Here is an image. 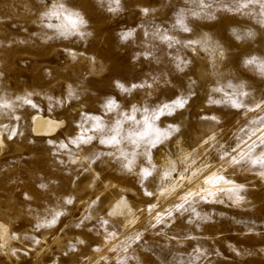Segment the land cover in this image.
I'll return each instance as SVG.
<instances>
[{
	"label": "rangeland",
	"instance_id": "obj_1",
	"mask_svg": "<svg viewBox=\"0 0 264 264\" xmlns=\"http://www.w3.org/2000/svg\"><path fill=\"white\" fill-rule=\"evenodd\" d=\"M56 2L84 15L83 37L65 38L48 27L50 17L42 14ZM205 3L212 7L196 18L190 10L200 9L191 0H120L116 12L108 11L109 0H0V104L12 105L0 107V264H264V177L259 169L220 159L225 149L232 153L248 141L251 121L258 119L231 106L228 85L245 84L251 93L246 102L264 96V78L244 63L264 59V27L258 4L251 6L253 15H242L224 10L232 0ZM181 10L191 32L174 27ZM233 29L255 36L238 40ZM129 30L134 36L122 41ZM165 33L181 43L169 47ZM188 40L202 42L186 47ZM181 61L182 71L176 67ZM181 96L183 108L155 121L170 138L155 147L141 144L131 172L118 157L123 149L132 159L133 146L101 144V134L91 130L89 117L109 126L121 113L141 122L125 121V133L142 127L144 107L151 115ZM109 99L118 105L111 112ZM35 113L64 124L52 136H36ZM81 134L94 139L71 142ZM144 167L152 175L142 180ZM193 171L233 182L210 189L215 196L201 191L205 200L195 197L199 218L188 205L176 211L187 192L157 199L162 189L192 185ZM202 179L193 190H200ZM236 185L243 190L228 191ZM57 212L62 215L49 226ZM132 215L134 224L128 223ZM137 234L139 240L132 239Z\"/></svg>",
	"mask_w": 264,
	"mask_h": 264
},
{
	"label": "snow or ice",
	"instance_id": "obj_2",
	"mask_svg": "<svg viewBox=\"0 0 264 264\" xmlns=\"http://www.w3.org/2000/svg\"><path fill=\"white\" fill-rule=\"evenodd\" d=\"M192 3L197 4L200 11L190 10V14L193 17L199 18L201 12H204L205 9L212 7L211 4L205 3V0H191ZM258 4L259 5V20L258 23L264 27V0H232L231 6H223L224 10L229 12H234L237 14L242 15H253V12L251 11V6ZM112 5H115L113 7ZM120 7V0H109V12H116L119 10ZM143 14L147 15L149 13V9L144 8L141 9ZM44 17H50L52 15L57 16L58 19L61 20V24L58 26L57 30L61 36H64L65 38L70 35H80L83 37L85 33L81 31L82 28H84L87 25V20L84 18V15L74 9H70L66 7L64 4L59 5H53L52 8L42 14ZM214 18V17H213ZM187 14L184 10H181L177 16L175 21V26H179L180 30L183 32H191L192 29L188 26L186 23ZM48 27H52L51 24L48 25ZM234 34L236 35V38L239 39H247L252 38L255 36V33L251 30H248L247 32H244L241 34L237 30L233 29ZM147 34V33H145ZM90 35V33H88ZM162 39L168 41L169 47L172 46V43H181L179 40H174V37L165 34H161ZM134 36V33L129 30L127 32H124L121 34L122 41H129ZM202 41L198 40H188L185 43L186 47L200 44ZM223 55V53H220ZM143 55L150 56V52L143 53ZM181 63H184L181 61L180 63H177L176 67L178 70H183L181 68ZM245 66L248 67H254L256 70H258L259 75L264 78V59L262 58H256V57H250L247 58L245 61ZM118 87L121 88L122 91H130V89L124 88L123 85L118 84ZM144 85H133V88L136 87H143ZM148 87H151V85H148ZM229 88H233L234 91L229 96V102L233 108L236 109H242L245 112L248 113H256L258 116V119H253L251 121L252 125H255V127H251L248 131L250 133L248 137V141L244 142V145L238 144L236 148L232 149V153H229L227 149L220 155V159L224 160L226 163L236 166V165H248L250 168L253 169H259V175L261 177H264V116H260V112H264V96H262L259 101L253 99L248 102L245 101L244 98L251 96V93L245 91V88L247 87L245 84L241 83L239 85H228ZM213 91H222L221 88L213 89ZM227 95V94H226ZM187 100L181 96L170 103H163L161 105H158L154 110L151 111V115H149V109L147 107H144L143 111L145 113L144 119L142 121V127H136L134 129L128 130L126 133L124 131V123L127 120H131L133 124L140 125L141 122L136 121L134 116H129L127 113H121L120 117L117 118L111 125L105 126L103 124V121L98 117H89V119L94 121L93 127L91 130L95 132H99L100 139L99 142L104 145H108L109 147H116L118 148L124 141H127L129 144L133 146V152H132V159H129L128 154L123 150L120 149V156L118 157V160H120L123 168L131 172L133 170L132 166L135 160V157L137 155L136 149H138L141 144H146L150 147H155L157 144L163 143L164 140L170 138V132L169 131H161L160 128H158L155 124V121L159 119L161 115L168 114L171 115L175 109L183 108L186 104ZM216 102V101H213ZM25 103L31 104L30 100H25ZM0 107L5 109H10L12 107L11 104L8 103H2L0 104ZM35 107V105H33ZM106 111L111 112L113 109L117 108L118 105H116L115 101L109 99L106 102ZM135 107L133 108V111H137ZM205 119H213L215 120V117H205ZM169 129L171 131L178 132L179 128L175 125H170ZM243 130V129H242ZM94 139L93 136L84 137L83 134L80 136L75 137L71 142L77 145L80 144H89ZM211 140H215V136L210 137ZM250 141V142H249ZM206 145L208 144V141L204 142ZM62 147H66V145H62ZM111 154V153H109ZM144 156L147 159L148 163L151 164V157L148 149L146 148L144 152ZM96 159L99 158V154H96ZM75 163V161H73ZM207 167V166H206ZM141 179H147L152 175V170L148 167L141 168ZM194 176L203 177L202 183L200 186V190L196 192L189 191L186 193L185 196L181 198L182 202L176 206V211L180 212L182 209H184L185 205H188L191 207L192 212L194 215H196L199 218V213L196 212L195 207H193V202L195 197L199 196L201 200L207 199V196L201 195V191L206 192L208 196H215L216 192L211 191L210 188H215L220 183L225 184H232V181L226 180L223 176L217 175L216 173L209 172L207 175H204V173L201 171L199 173H193ZM167 178V174L165 176ZM183 179V177H181ZM209 186V187H205ZM41 187H46V185H41ZM175 191V189H172ZM243 190V185H236L235 188L228 189L229 192L232 193H238L239 191ZM167 191V190H165ZM217 191H223V189L217 188ZM146 195L152 196L153 193L146 192ZM163 195V192L161 193ZM189 197H192L193 200H190ZM237 200L242 199V197L236 196ZM68 203H71V200L67 201ZM155 207L154 205H150L151 208ZM111 215V213H109ZM169 216L171 215V212L167 213ZM62 215V213H55L52 217V220L49 222V226L51 224H54L57 220V218ZM161 213H157V219L161 218ZM107 223V222H103ZM42 225H37V227H41ZM111 235H115V233H111ZM140 235L137 234L135 236L134 240H139ZM38 243V241H37ZM127 249L125 248V251ZM118 264H125L124 261H118Z\"/></svg>",
	"mask_w": 264,
	"mask_h": 264
},
{
	"label": "bare ground",
	"instance_id": "obj_3",
	"mask_svg": "<svg viewBox=\"0 0 264 264\" xmlns=\"http://www.w3.org/2000/svg\"><path fill=\"white\" fill-rule=\"evenodd\" d=\"M55 5H59V3L56 2ZM66 7H68V5H66ZM51 8H52V6L45 9V11L47 12ZM68 8L74 9V10L76 9L75 7H68ZM49 24H51L52 27H54V28H58V26L61 24V20L58 19L57 16L52 15L49 18ZM63 124H64V121L61 119H58L56 117H53L50 115H44L42 113H35L31 119V130H32V133L36 136H52L58 131V129H60V127H62ZM0 143H1V138H0ZM194 171L192 173H194ZM207 173H204V175H207ZM201 178H203V177L201 176L199 178H196L193 180L192 185L190 184V185H187L186 187H183V188L178 187L177 189H175V191H170L169 187L162 189L158 192L157 199H160L166 193L171 194L172 192H176L174 197H179L180 195H182L183 193H186L188 191L195 192L196 189L195 190H193V189L197 184H199V180ZM175 182H178V180H175ZM174 185H175V183L173 184V186ZM219 185H220V187H221V185H222V187L231 186L229 184H222L221 183V184H218L216 187H218ZM187 188H189V190L186 191ZM210 189H213V188H210ZM165 190H167V191H165ZM162 192H163V195L161 194ZM135 221H136V217H135V215H132V217L130 218L128 223L134 224Z\"/></svg>",
	"mask_w": 264,
	"mask_h": 264
}]
</instances>
